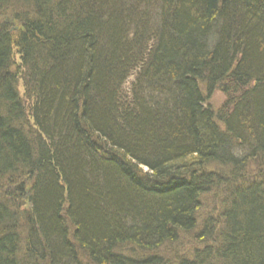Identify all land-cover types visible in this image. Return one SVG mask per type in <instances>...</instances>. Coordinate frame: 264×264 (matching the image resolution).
Here are the masks:
<instances>
[{"label":"trees","instance_id":"1","mask_svg":"<svg viewBox=\"0 0 264 264\" xmlns=\"http://www.w3.org/2000/svg\"><path fill=\"white\" fill-rule=\"evenodd\" d=\"M0 264H264V0H0Z\"/></svg>","mask_w":264,"mask_h":264},{"label":"rangeland","instance_id":"2","mask_svg":"<svg viewBox=\"0 0 264 264\" xmlns=\"http://www.w3.org/2000/svg\"><path fill=\"white\" fill-rule=\"evenodd\" d=\"M225 99L226 97H224V95L220 92H217L215 94V98L214 99H211L210 103L213 107H217V108H220L223 103L225 102ZM4 192H6V190L4 189ZM207 210H203V213H202V219H206L207 217H210V216H216L215 214V204L213 203H210V204H207L205 205ZM191 240H193V236L188 238V239H185L182 241V244L180 246V249L181 250H184L186 249V247L190 244ZM195 248H198L197 245L194 246ZM179 249V253L180 254H183V252ZM190 251V250H189ZM168 255H165V257H167Z\"/></svg>","mask_w":264,"mask_h":264},{"label":"bare ground","instance_id":"3","mask_svg":"<svg viewBox=\"0 0 264 264\" xmlns=\"http://www.w3.org/2000/svg\"><path fill=\"white\" fill-rule=\"evenodd\" d=\"M35 84H36V83H35ZM211 98L214 99V98H215V94H213V95L211 96Z\"/></svg>","mask_w":264,"mask_h":264}]
</instances>
